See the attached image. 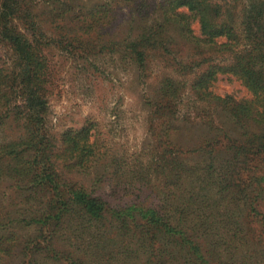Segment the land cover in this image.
Masks as SVG:
<instances>
[{"label": "rangeland", "instance_id": "1", "mask_svg": "<svg viewBox=\"0 0 264 264\" xmlns=\"http://www.w3.org/2000/svg\"><path fill=\"white\" fill-rule=\"evenodd\" d=\"M19 1L0 23V264H264V190L217 204L183 177L264 144V0ZM10 36L33 47L35 103Z\"/></svg>", "mask_w": 264, "mask_h": 264}, {"label": "trees", "instance_id": "2", "mask_svg": "<svg viewBox=\"0 0 264 264\" xmlns=\"http://www.w3.org/2000/svg\"><path fill=\"white\" fill-rule=\"evenodd\" d=\"M14 1L15 4L12 3L8 5L6 2L3 3L4 6H0V9H2L0 10V23L4 22V27H6L5 24L9 20V16L17 12L16 10L20 7V1ZM187 3L189 4L188 8L194 9L195 4L193 1L190 0ZM199 18L200 29L204 34H208L213 37L220 33L218 32V29L206 19V14L200 15ZM9 38L22 62L21 77L25 79L23 80V83L24 88L28 92L27 100L28 102L35 103V98L38 97L39 93V86L37 84V72L34 70L35 68L33 66L34 58L36 57L33 52V47L23 37L16 38L10 36ZM233 151L231 160L223 168H213L211 173H209V171L206 175L203 174L200 176L197 172L195 173L196 162H189V166L187 167L189 170H192L183 174L184 178L187 177L188 180L199 184V187L205 186L206 188H200L202 192H208L210 189H215L216 193L221 195V199L214 200L211 203L215 202L218 204L223 200H236L239 196H241L240 198H245V196L249 195H245V192L247 191L253 192L250 200L254 201L264 190L262 182H259V180L262 179V176L261 178L258 177V173L255 172L256 170L260 171L264 169V144H258L254 146V148H237L235 150L233 149ZM196 178L198 179L195 181ZM200 199L201 201L198 203L210 202L206 195H200ZM85 202V206L89 210L100 209L98 204L93 200L87 199ZM188 208H190V206L185 208L183 207V209L180 207H176L174 209L187 210ZM177 211L181 213L180 210ZM177 211L174 210L173 212L177 213Z\"/></svg>", "mask_w": 264, "mask_h": 264}]
</instances>
